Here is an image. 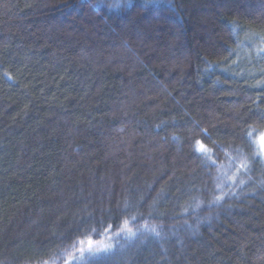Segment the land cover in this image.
<instances>
[{"label":"trees","instance_id":"trees-1","mask_svg":"<svg viewBox=\"0 0 264 264\" xmlns=\"http://www.w3.org/2000/svg\"><path fill=\"white\" fill-rule=\"evenodd\" d=\"M123 5L0 0V264H264V0Z\"/></svg>","mask_w":264,"mask_h":264},{"label":"snow or ice","instance_id":"snow-or-ice-1","mask_svg":"<svg viewBox=\"0 0 264 264\" xmlns=\"http://www.w3.org/2000/svg\"><path fill=\"white\" fill-rule=\"evenodd\" d=\"M114 6H118V5H114ZM9 79H11V76L9 75ZM202 133L208 137V139H211L210 136H208V132L207 129H201ZM255 132L254 130L252 131H248L246 133L247 138L249 140V142L257 148V152H255L253 154V159H261L264 160V131L259 132L258 135H256V138L253 139ZM196 147L194 148V152L196 155L198 156H204L209 154L212 150L208 147V145L205 143V141L203 139H197L196 142ZM241 167H245V165H241ZM216 200H221L222 197H215ZM196 207H199V202H197ZM127 225V222H125V226ZM107 248V246H104V248H98L97 251L93 252V245L92 242L89 241L88 242V248H80L78 251L80 254H85L86 252L96 256V255H101L104 252V249ZM76 261V257L73 256L68 262L67 264H74V262Z\"/></svg>","mask_w":264,"mask_h":264},{"label":"clouds","instance_id":"clouds-1","mask_svg":"<svg viewBox=\"0 0 264 264\" xmlns=\"http://www.w3.org/2000/svg\"><path fill=\"white\" fill-rule=\"evenodd\" d=\"M134 3H135V0H124L123 7L131 8ZM102 8L105 9L106 11H108L110 14L112 12H119L120 11V8H117V7H107L105 4H99V5L95 6V9L96 10H100Z\"/></svg>","mask_w":264,"mask_h":264},{"label":"rangeland","instance_id":"rangeland-1","mask_svg":"<svg viewBox=\"0 0 264 264\" xmlns=\"http://www.w3.org/2000/svg\"><path fill=\"white\" fill-rule=\"evenodd\" d=\"M260 57L264 59V50L260 53ZM231 179L232 178L229 175L224 174V182H225V184H229L228 181H230ZM93 246H94L93 248H95L97 250H98V248H104V246H107V248H105L104 250H106V249L108 250L111 247L107 243H105V244H95ZM97 250H93V252H95ZM87 254H89V253H87ZM89 255H91V254H89Z\"/></svg>","mask_w":264,"mask_h":264}]
</instances>
